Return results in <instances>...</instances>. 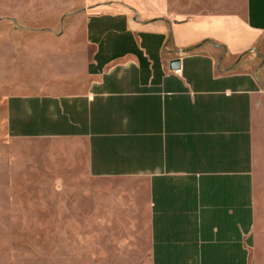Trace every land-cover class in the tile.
<instances>
[{
    "label": "crops",
    "instance_id": "obj_1",
    "mask_svg": "<svg viewBox=\"0 0 264 264\" xmlns=\"http://www.w3.org/2000/svg\"><path fill=\"white\" fill-rule=\"evenodd\" d=\"M54 1L80 79L7 95L11 139L74 143L147 264H264V0Z\"/></svg>",
    "mask_w": 264,
    "mask_h": 264
},
{
    "label": "rangeland",
    "instance_id": "obj_2",
    "mask_svg": "<svg viewBox=\"0 0 264 264\" xmlns=\"http://www.w3.org/2000/svg\"><path fill=\"white\" fill-rule=\"evenodd\" d=\"M61 8L54 0H0V264H147V249H132L147 245L144 234L125 233L135 239L122 244L121 229L98 217L119 207L104 202L108 184L88 175L74 143L7 133V95L43 92L57 73L71 88L80 79L76 64L75 74L62 73L69 59L55 54Z\"/></svg>",
    "mask_w": 264,
    "mask_h": 264
},
{
    "label": "water",
    "instance_id": "obj_3",
    "mask_svg": "<svg viewBox=\"0 0 264 264\" xmlns=\"http://www.w3.org/2000/svg\"><path fill=\"white\" fill-rule=\"evenodd\" d=\"M172 67H173V68H177V67H179V60H174V61L172 62Z\"/></svg>",
    "mask_w": 264,
    "mask_h": 264
},
{
    "label": "built area",
    "instance_id": "obj_4",
    "mask_svg": "<svg viewBox=\"0 0 264 264\" xmlns=\"http://www.w3.org/2000/svg\"><path fill=\"white\" fill-rule=\"evenodd\" d=\"M175 71H176L177 73H179V72H180V69H176Z\"/></svg>",
    "mask_w": 264,
    "mask_h": 264
}]
</instances>
